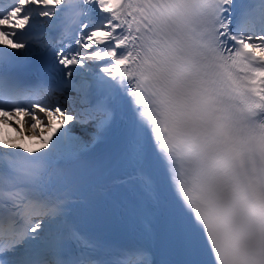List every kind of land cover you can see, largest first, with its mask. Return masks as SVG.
<instances>
[{
  "label": "snow or ice",
  "instance_id": "snow-or-ice-1",
  "mask_svg": "<svg viewBox=\"0 0 264 264\" xmlns=\"http://www.w3.org/2000/svg\"><path fill=\"white\" fill-rule=\"evenodd\" d=\"M0 124V264H264V0H0Z\"/></svg>",
  "mask_w": 264,
  "mask_h": 264
},
{
  "label": "bare ground",
  "instance_id": "bare-ground-1",
  "mask_svg": "<svg viewBox=\"0 0 264 264\" xmlns=\"http://www.w3.org/2000/svg\"><path fill=\"white\" fill-rule=\"evenodd\" d=\"M2 125H3V124H2ZM3 127L5 128L6 131L13 130V131L15 132V134H17V132H16L12 127H10V126H5V125H3ZM17 127H20V126L17 125ZM25 135L27 136V138H28L30 141H33L34 145H36V146H38V147L41 146V142H40L39 137H33V138L30 139L27 133H25ZM16 136H17V135H16Z\"/></svg>",
  "mask_w": 264,
  "mask_h": 264
}]
</instances>
